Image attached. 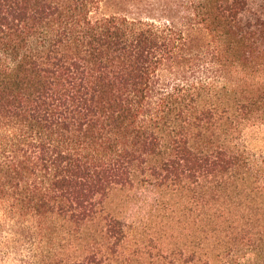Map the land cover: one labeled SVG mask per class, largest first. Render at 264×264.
Segmentation results:
<instances>
[{
	"label": "trees",
	"instance_id": "16d2710c",
	"mask_svg": "<svg viewBox=\"0 0 264 264\" xmlns=\"http://www.w3.org/2000/svg\"><path fill=\"white\" fill-rule=\"evenodd\" d=\"M248 132L264 0H0V264H264Z\"/></svg>",
	"mask_w": 264,
	"mask_h": 264
},
{
	"label": "rangeland",
	"instance_id": "374dc122",
	"mask_svg": "<svg viewBox=\"0 0 264 264\" xmlns=\"http://www.w3.org/2000/svg\"><path fill=\"white\" fill-rule=\"evenodd\" d=\"M246 140L250 145V148L255 152H263L264 154V134H249L247 133ZM134 196L135 199H131L130 204L126 208H123V216L126 218H138V216L142 215L144 211H146V206L151 202L152 194L146 190H138V191H126L122 193H116L110 198L111 205L114 202H119L120 200H124L126 198H132ZM118 212L119 210H115Z\"/></svg>",
	"mask_w": 264,
	"mask_h": 264
}]
</instances>
